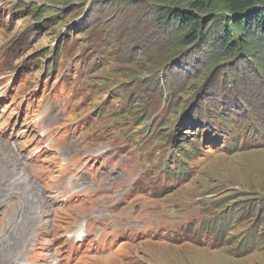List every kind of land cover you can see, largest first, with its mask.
<instances>
[{
  "label": "rangeland",
  "instance_id": "1",
  "mask_svg": "<svg viewBox=\"0 0 264 264\" xmlns=\"http://www.w3.org/2000/svg\"><path fill=\"white\" fill-rule=\"evenodd\" d=\"M263 5L0 0V264H264Z\"/></svg>",
  "mask_w": 264,
  "mask_h": 264
},
{
  "label": "trees",
  "instance_id": "2",
  "mask_svg": "<svg viewBox=\"0 0 264 264\" xmlns=\"http://www.w3.org/2000/svg\"><path fill=\"white\" fill-rule=\"evenodd\" d=\"M257 2H261L264 4V0H228L229 3V10L231 11L232 14H242L245 10L251 9V8H256L255 4ZM264 6V5H263ZM263 9V8H261ZM261 9H255L253 14L251 15L248 14L244 16L243 18H234L233 20L230 21H225V22H230V24L236 29L237 33H243L246 34V42H251L254 38L253 33H245L249 29L248 26L249 24L252 23V26H255L256 28H259L261 30V34L259 37H262L263 40V45H264V9L261 11ZM185 16L187 20L185 19ZM180 15V19H177L180 23H184V26H187L188 28V36L186 38L182 37V39L185 42H192L197 38V28L199 25L197 24V20L193 19V17L189 14ZM167 16L162 15L161 20L163 21L166 19ZM176 20V21H177ZM176 23V22H175ZM228 25L226 24L224 27V35L220 40H218V44H220V47L216 50H218V55L221 53H227L230 50L235 49V47H232V38L231 35L229 34L228 30ZM179 29V28H178ZM242 44H245V41H241ZM235 46V45H234ZM261 57H264V51L261 52Z\"/></svg>",
  "mask_w": 264,
  "mask_h": 264
},
{
  "label": "bare ground",
  "instance_id": "3",
  "mask_svg": "<svg viewBox=\"0 0 264 264\" xmlns=\"http://www.w3.org/2000/svg\"><path fill=\"white\" fill-rule=\"evenodd\" d=\"M78 235H80V234H77L76 236H73V237H72V236H70V237H71V238H76ZM78 237H80V236H78Z\"/></svg>",
  "mask_w": 264,
  "mask_h": 264
}]
</instances>
